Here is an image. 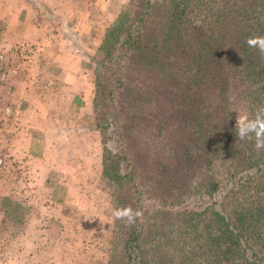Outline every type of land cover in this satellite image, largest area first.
Segmentation results:
<instances>
[{
	"label": "trees",
	"instance_id": "obj_1",
	"mask_svg": "<svg viewBox=\"0 0 264 264\" xmlns=\"http://www.w3.org/2000/svg\"><path fill=\"white\" fill-rule=\"evenodd\" d=\"M254 35H264V0H129L92 57L95 127L99 134L110 127L119 146L113 155L102 148L100 178L111 185L113 207L127 205L123 179L133 178L118 172L120 162L133 165L127 154L136 140L163 155L141 161V187L153 188L158 205L192 194L206 178L209 196L220 193L225 203L220 214L204 208L200 237L185 233L202 250V264H264V149H251L254 139L239 140L229 117L235 104L264 105V54L245 42ZM217 157L255 170L226 181L213 174ZM161 210L153 211L154 225L163 220ZM137 221L126 228L115 220L122 264H173L158 250L148 247L147 254L143 220Z\"/></svg>",
	"mask_w": 264,
	"mask_h": 264
},
{
	"label": "rangeland",
	"instance_id": "obj_2",
	"mask_svg": "<svg viewBox=\"0 0 264 264\" xmlns=\"http://www.w3.org/2000/svg\"><path fill=\"white\" fill-rule=\"evenodd\" d=\"M3 1L0 0V7H4ZM42 1L10 0L14 11V17L10 20L1 18L4 10L0 9V264H108L109 260L112 264H122L124 259L120 250L122 242L119 238L123 240V236L115 230V219L111 215L114 207L110 196L112 191L110 183L107 182V186L99 176L90 175L84 184H80L77 194L69 191L60 193L58 187L54 194H34L31 187V181L34 180L30 179L31 175H28L27 169V166L29 167L27 165V104H31L30 99L27 100V38H31L34 26L41 20L40 10L44 8L50 11L57 5L56 0ZM128 1L105 0L98 3L94 0H75L76 18L72 12L64 13L67 3L60 0L61 11L57 17L61 18H52V21L47 19L45 24L53 22L56 25L50 23L51 25L43 29L42 35L32 40L42 41L43 44L48 45L57 39V31H68V27L72 24L82 30L83 25L79 24L80 13L83 14L87 10L90 12V35L76 36L73 41L78 39V43H86L88 38L91 43L94 38L93 42L100 44L99 40L101 41L105 30ZM101 8L102 10H99ZM46 30L48 33L45 32ZM21 44L23 47L19 46ZM96 46L93 50H97L98 46ZM93 50L90 51L89 60L83 65L92 82L94 69L92 57L96 52ZM32 53L30 56L35 54L36 57H48L41 55L42 51ZM80 53L87 56L89 52L81 50ZM252 106L253 102L235 104V107L231 108L229 117L231 126L235 130L236 119L241 114L255 113L256 110H253ZM12 127L15 129L14 139L8 144L6 136L12 133ZM109 131L110 127H107L99 134L100 144L96 157H100L102 148L110 155L118 153L116 137L114 134H109ZM148 147L139 144L138 140L130 144L127 157L133 165L125 167L124 162H120L118 172L121 175L127 174V178H130V174L133 178L132 181L123 179L126 184L121 194L128 196L129 193L126 207L130 206L142 212L144 207L147 208L146 215L142 217V224L145 227L141 235L143 248L146 252L148 247L158 250L163 255V260L174 258L173 264H202L205 257L201 254L202 250L195 249L194 242L184 239L185 233L187 231L186 237L189 239L195 234L200 237L202 226L208 218V215L203 214L204 208L211 207L209 209H213L212 212L220 214L225 200L220 193L209 196L204 187L206 178L200 177L192 194L175 196L171 205L167 203H163V206L158 205L159 200H155L156 194L153 188L152 191L146 189L145 192L143 191L145 188L141 187V183L145 180L141 161L150 153H154L155 157H163L162 153L154 151L155 148ZM250 148L255 149V144ZM87 152L88 150L84 149L81 154ZM260 159H263L264 165V155ZM212 168L213 174L230 182L238 177L252 174L255 170L231 161L227 157H217ZM201 174L205 177L209 175L203 171ZM259 181L263 182L262 179ZM129 184L132 186L128 189ZM136 199L139 202L137 208L132 204ZM156 209H162L163 220L159 226L153 223L156 221L153 215L157 220L159 216V213H153ZM122 223L126 228L133 225L128 226L124 221ZM184 225L187 226V230ZM134 232L136 229H133ZM182 240L186 243L184 248L181 245ZM126 249L128 251V246ZM184 256L187 258L184 259ZM195 259H197L196 263L191 261Z\"/></svg>",
	"mask_w": 264,
	"mask_h": 264
},
{
	"label": "crops",
	"instance_id": "obj_3",
	"mask_svg": "<svg viewBox=\"0 0 264 264\" xmlns=\"http://www.w3.org/2000/svg\"><path fill=\"white\" fill-rule=\"evenodd\" d=\"M3 2L1 18L13 19L10 0ZM59 2L56 0L55 9L40 10L41 20L34 26L31 38H27V100L31 101L27 104V165L30 167L27 169L30 179L34 180L31 181L34 194H54L56 187L60 193L77 194L80 184L90 175L99 178L101 175L102 149L100 157H96L100 141L92 112L94 85L83 66L89 60L90 51L99 43H94V38L91 43L88 38L86 43H78V39L73 41L76 36L90 35V12L80 13L82 30L72 24L68 31H57V39L48 45L32 40L42 35L50 23L56 25L53 22L45 24L47 19L61 18L57 17L61 11ZM63 2L67 3L64 13L72 12L77 18L75 0ZM81 50L89 52L88 55L80 53ZM32 51H42L41 55L48 57L30 56ZM11 131L6 136L8 144L14 139V127ZM84 149L88 150L87 154H81Z\"/></svg>",
	"mask_w": 264,
	"mask_h": 264
},
{
	"label": "clouds",
	"instance_id": "obj_4",
	"mask_svg": "<svg viewBox=\"0 0 264 264\" xmlns=\"http://www.w3.org/2000/svg\"><path fill=\"white\" fill-rule=\"evenodd\" d=\"M246 44L250 48L257 49L264 54V35H254L246 39ZM236 136L239 140L255 141L256 149H264V105L256 108L254 114L247 112L241 114L236 119ZM111 215L115 220H123L130 226L136 223L137 219L142 218L143 213L140 210H134L132 207H114Z\"/></svg>",
	"mask_w": 264,
	"mask_h": 264
},
{
	"label": "built area",
	"instance_id": "obj_5",
	"mask_svg": "<svg viewBox=\"0 0 264 264\" xmlns=\"http://www.w3.org/2000/svg\"><path fill=\"white\" fill-rule=\"evenodd\" d=\"M20 47H23V45L21 44V45H19Z\"/></svg>",
	"mask_w": 264,
	"mask_h": 264
}]
</instances>
